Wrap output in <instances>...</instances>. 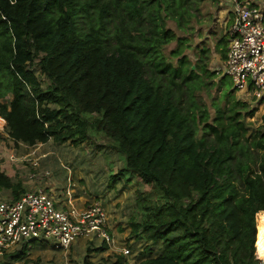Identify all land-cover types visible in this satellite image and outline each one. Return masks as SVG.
Returning <instances> with one entry per match:
<instances>
[{
    "label": "trees",
    "instance_id": "obj_1",
    "mask_svg": "<svg viewBox=\"0 0 264 264\" xmlns=\"http://www.w3.org/2000/svg\"><path fill=\"white\" fill-rule=\"evenodd\" d=\"M183 1L0 0V118L7 138L28 148L111 140L123 160L117 176L150 188L138 193L133 234L161 254L138 264H258L264 129L246 137L239 101L212 103L211 114L195 95L207 87L203 68L179 47L175 65L163 54L181 42L166 21L180 31L193 17ZM220 45L225 60L226 37ZM2 190L11 200L26 192L0 169Z\"/></svg>",
    "mask_w": 264,
    "mask_h": 264
},
{
    "label": "rangeland",
    "instance_id": "obj_2",
    "mask_svg": "<svg viewBox=\"0 0 264 264\" xmlns=\"http://www.w3.org/2000/svg\"><path fill=\"white\" fill-rule=\"evenodd\" d=\"M243 1H250L260 9L264 7V0ZM183 5L193 17L188 18L185 30L180 31L173 21H166V29H171L181 42L172 41L163 48V54L175 65L176 60L170 57V52L179 47L193 66L203 68L198 75L207 87L201 88L195 95L204 101L211 114L212 103L227 108L239 101L244 103V107L238 106L241 109L238 110L246 137L259 128L264 129V99L255 97L252 92L233 89L226 77L224 83H220V79L224 78L221 71L224 60L220 58L223 47L217 46V41L226 37L229 26L225 11V7H230L228 0H184ZM203 70L213 72L214 77L207 78ZM34 72L38 74L37 69ZM40 79L43 81V78ZM227 93L230 96L225 98ZM122 168L121 155L113 148L111 140L103 135H92L77 147L69 142L55 143L50 140L28 148L14 145L7 138L3 125L0 128L1 171L12 182H21L26 191L41 188L60 204L70 200L78 210L92 203L100 204L107 213L108 229L115 245L112 248L106 246L107 249L101 251V240L80 239L69 249L58 250L49 241H36L27 247L25 255L21 254L22 245L14 247L0 256V264H84V261L89 264H115L119 256L123 258V264H138L161 254L159 244L137 240L133 234L134 223L141 219L137 198L150 188L137 177L117 176ZM115 176L116 179L112 180ZM10 199L8 191H0V201ZM123 249L129 253L122 254ZM253 254L259 260L255 247Z\"/></svg>",
    "mask_w": 264,
    "mask_h": 264
},
{
    "label": "built area",
    "instance_id": "obj_3",
    "mask_svg": "<svg viewBox=\"0 0 264 264\" xmlns=\"http://www.w3.org/2000/svg\"><path fill=\"white\" fill-rule=\"evenodd\" d=\"M228 2L231 20L222 75L233 89L264 99V10L250 1ZM95 238L109 248L115 245L107 213L98 203L78 210L70 200L60 204L41 188L26 191L17 200L0 201V256L34 241H49L56 249L67 250L76 240Z\"/></svg>",
    "mask_w": 264,
    "mask_h": 264
},
{
    "label": "bare ground",
    "instance_id": "obj_4",
    "mask_svg": "<svg viewBox=\"0 0 264 264\" xmlns=\"http://www.w3.org/2000/svg\"><path fill=\"white\" fill-rule=\"evenodd\" d=\"M256 256L259 260L264 261V242L259 245L256 249Z\"/></svg>",
    "mask_w": 264,
    "mask_h": 264
},
{
    "label": "crops",
    "instance_id": "obj_5",
    "mask_svg": "<svg viewBox=\"0 0 264 264\" xmlns=\"http://www.w3.org/2000/svg\"><path fill=\"white\" fill-rule=\"evenodd\" d=\"M229 6V5H228ZM228 10V11H227ZM225 11L227 12L226 14H227V21H228V25H229V23H230V20H231V13H230V7L229 8H227V7H225ZM226 21V22H227ZM0 120H2L1 118H0ZM3 122H2V125H0V128L1 127H3V125H4V127H5V122H4V120H2Z\"/></svg>",
    "mask_w": 264,
    "mask_h": 264
},
{
    "label": "water",
    "instance_id": "obj_6",
    "mask_svg": "<svg viewBox=\"0 0 264 264\" xmlns=\"http://www.w3.org/2000/svg\"><path fill=\"white\" fill-rule=\"evenodd\" d=\"M257 229V228H256ZM256 237V236H255Z\"/></svg>",
    "mask_w": 264,
    "mask_h": 264
}]
</instances>
